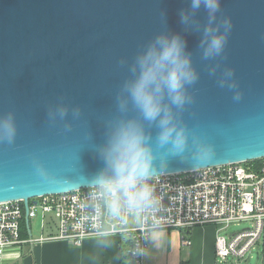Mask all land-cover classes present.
Returning a JSON list of instances; mask_svg holds the SVG:
<instances>
[{
	"label": "water",
	"instance_id": "95a60500",
	"mask_svg": "<svg viewBox=\"0 0 264 264\" xmlns=\"http://www.w3.org/2000/svg\"><path fill=\"white\" fill-rule=\"evenodd\" d=\"M191 3L0 0V118L16 126L11 142L0 140V203L23 202L30 240L28 201L89 189L116 120L143 125L152 177L264 159V0H221L213 16ZM209 33L226 34V43L206 57ZM173 35L186 42L198 75L182 107L164 98L187 134L179 154L157 143V124L143 119L125 89L137 57ZM201 144L211 146L210 159L198 158Z\"/></svg>",
	"mask_w": 264,
	"mask_h": 264
},
{
	"label": "clouds",
	"instance_id": "9594fccd",
	"mask_svg": "<svg viewBox=\"0 0 264 264\" xmlns=\"http://www.w3.org/2000/svg\"><path fill=\"white\" fill-rule=\"evenodd\" d=\"M220 4L221 0H192L191 7L198 10L203 6L213 16ZM225 43L226 34L209 33L205 56L219 54ZM185 49L186 42L179 35L157 37L137 57L132 69L133 77L125 83L128 98L135 109L144 120L157 124V143L170 144L173 154L183 152L187 134L183 127L173 123V115L164 104V98L167 96L172 105L182 107L188 99L186 86L198 79ZM235 98L239 99V93ZM15 135L16 126L12 117L0 118V140L11 142ZM98 155L103 167L92 177L88 202L93 206V215L96 208L101 214L98 230L91 237L108 246L111 237L117 234L114 229L120 228L127 218V223L143 226L146 238L158 246V237L164 227L155 221L149 225V220L159 209L161 198L149 182L154 173V152L141 122L135 118L114 121ZM197 156L201 160L210 159L211 146L201 144ZM127 231V228H120V234Z\"/></svg>",
	"mask_w": 264,
	"mask_h": 264
},
{
	"label": "built area",
	"instance_id": "2783aa9c",
	"mask_svg": "<svg viewBox=\"0 0 264 264\" xmlns=\"http://www.w3.org/2000/svg\"><path fill=\"white\" fill-rule=\"evenodd\" d=\"M161 204L149 225L155 221L163 229L183 231L182 244L189 246L187 234L196 227L216 228L214 254L217 261L241 260L256 246L264 227V159L256 169L245 163L209 167L187 174L161 175L150 178ZM89 189L46 196L28 201V219L49 215L56 222V234L49 239L71 241L79 247L85 238L98 230L100 209L88 202ZM87 203V207L85 204ZM22 201L0 203V260L6 254L20 255L23 240L20 225L24 220ZM127 218L120 228L129 264H143L148 244L145 228H129ZM247 223L248 227L222 235L230 225ZM220 226V230H217Z\"/></svg>",
	"mask_w": 264,
	"mask_h": 264
},
{
	"label": "crops",
	"instance_id": "0c3cea01",
	"mask_svg": "<svg viewBox=\"0 0 264 264\" xmlns=\"http://www.w3.org/2000/svg\"><path fill=\"white\" fill-rule=\"evenodd\" d=\"M45 218L43 216L40 219L38 226L40 232L37 235L32 234L31 221H29L32 239H29L25 228L20 255L6 254L0 260V264H15L17 258L28 254L31 246L32 253L24 258L23 264H129V260L125 256L126 244L120 234L112 236L108 246L88 237L77 247L71 241L49 239L56 234V222L51 216L48 220ZM127 226L133 228L137 225L133 222L127 223ZM25 231L26 235L24 236ZM215 235L216 229L213 225L193 228L186 235L190 240V245L183 246V231L163 229L158 237V246H155L150 239L148 240L143 255V264H183L185 262L188 264H216ZM260 240H262L261 264H264V227ZM122 249H124L123 253ZM123 256L125 257L123 258Z\"/></svg>",
	"mask_w": 264,
	"mask_h": 264
},
{
	"label": "rangeland",
	"instance_id": "374dc122",
	"mask_svg": "<svg viewBox=\"0 0 264 264\" xmlns=\"http://www.w3.org/2000/svg\"><path fill=\"white\" fill-rule=\"evenodd\" d=\"M45 220L49 219V215L45 216ZM42 218L41 212L37 211V216L31 220V230L33 235H37L40 230L38 229L40 219ZM133 223V222H132ZM248 227L247 223H240L238 225H230L226 231H220L222 235H229L231 233L241 231ZM220 226H217V230H220ZM216 229V228H215ZM262 240H259L258 245L247 254V256L241 260L234 261L232 259H228L226 262L221 263L216 261V264H261V250H262Z\"/></svg>",
	"mask_w": 264,
	"mask_h": 264
},
{
	"label": "trees",
	"instance_id": "16d2710c",
	"mask_svg": "<svg viewBox=\"0 0 264 264\" xmlns=\"http://www.w3.org/2000/svg\"><path fill=\"white\" fill-rule=\"evenodd\" d=\"M262 160H253V161H250V162H246L245 165L246 166H251V167H254V168H258L261 164ZM23 230H25V223L24 221L21 222V225H20V235H21V238L23 236ZM24 236L26 235V231L24 232ZM124 252V249H122V253ZM125 256H123L124 258ZM183 264H188V263H183Z\"/></svg>",
	"mask_w": 264,
	"mask_h": 264
}]
</instances>
